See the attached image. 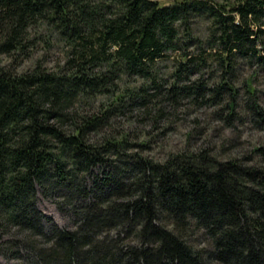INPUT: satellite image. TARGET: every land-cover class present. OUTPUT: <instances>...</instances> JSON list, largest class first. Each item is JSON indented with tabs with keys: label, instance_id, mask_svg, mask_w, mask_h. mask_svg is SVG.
<instances>
[{
	"label": "trees",
	"instance_id": "trees-1",
	"mask_svg": "<svg viewBox=\"0 0 264 264\" xmlns=\"http://www.w3.org/2000/svg\"><path fill=\"white\" fill-rule=\"evenodd\" d=\"M42 43L63 60L20 69ZM262 87L264 0H0V236L15 234L0 253L264 264V147L156 158L147 132L120 126L186 110L264 129ZM39 187L79 210L76 228L45 229Z\"/></svg>",
	"mask_w": 264,
	"mask_h": 264
},
{
	"label": "rangeland",
	"instance_id": "rangeland-1",
	"mask_svg": "<svg viewBox=\"0 0 264 264\" xmlns=\"http://www.w3.org/2000/svg\"><path fill=\"white\" fill-rule=\"evenodd\" d=\"M163 3H170L172 0H161ZM227 1L229 3L237 0H218ZM42 43L40 48L35 51L29 58H22L20 69H27L33 66L37 60L44 58L46 65L54 67L56 63L63 60L61 48L57 47L51 51H44ZM4 60L9 62L11 58L3 56ZM262 89H264L262 87ZM200 121L195 123L193 114L190 111L179 110L170 113L168 120L161 122L155 126L150 120L140 122L129 113L122 119L123 124L131 129H139L147 132V136L152 139V148L149 155L156 158L166 156L170 151L180 150L182 148H197L199 146L211 147L214 153L221 155L223 158L229 157H245L253 154L255 148L264 147V129L254 127L251 123L247 125H239L235 129L224 128L220 121L206 114V112H198ZM101 167H97L96 171H101ZM38 207L45 215L44 226L49 232L55 225L65 229H74L81 220V215L76 212L74 206H66L60 208L59 198L56 195L46 194L38 188ZM14 233V232H13ZM12 233V234H13ZM15 236L8 234L0 236V244L7 237ZM0 264H29L24 258H17L0 253Z\"/></svg>",
	"mask_w": 264,
	"mask_h": 264
}]
</instances>
